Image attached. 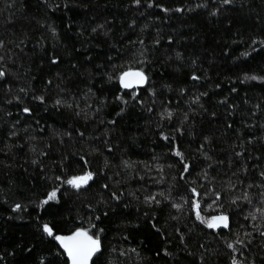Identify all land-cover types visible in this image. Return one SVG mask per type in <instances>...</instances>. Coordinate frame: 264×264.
<instances>
[{
    "label": "trees",
    "instance_id": "trees-1",
    "mask_svg": "<svg viewBox=\"0 0 264 264\" xmlns=\"http://www.w3.org/2000/svg\"><path fill=\"white\" fill-rule=\"evenodd\" d=\"M261 41L264 0H0V264H67L45 222L102 229L91 264H264Z\"/></svg>",
    "mask_w": 264,
    "mask_h": 264
},
{
    "label": "snow or ice",
    "instance_id": "snow-or-ice-1",
    "mask_svg": "<svg viewBox=\"0 0 264 264\" xmlns=\"http://www.w3.org/2000/svg\"><path fill=\"white\" fill-rule=\"evenodd\" d=\"M133 3H139V0H132ZM229 0H221V3H228ZM149 5L152 4V0H148ZM161 7H163L161 5ZM179 10V9H178ZM167 11V9H165ZM216 12V9H213V13ZM55 31V29H53ZM171 39V37H169ZM261 43H264V41H261ZM244 55H247V53H243ZM59 58L55 55L52 56L53 62H56ZM4 75L3 70H0V76ZM195 76V73L193 74ZM119 80V83L122 87L128 88L131 87L133 84L140 85L144 84L147 77L144 71H142L140 68H127L124 71H121L119 73L118 77H113V79ZM264 79V78H259ZM135 95V93H134ZM122 98V97H121ZM18 99V98H17ZM36 99L43 101L44 97L39 96L36 97ZM56 103H60L58 100ZM25 113L30 112L31 109L25 107L23 109ZM170 115V110L169 113ZM164 133H161V136H164ZM167 138V137H165ZM207 139V138H206ZM174 152L178 156L181 155L178 149H173ZM85 164L87 161L84 162ZM189 165L187 163L184 164L185 171L188 170ZM183 176V173H181ZM262 176H264V172L261 173ZM94 173L90 170H83L79 174L69 176L67 180L65 181L66 184L71 185L75 188H80L82 185L88 184V182L93 178ZM55 179L59 180L61 177H56ZM107 187V186H105ZM56 188L53 187L48 193L47 196L44 197V199L41 201V203H44L47 200L50 199H56ZM193 193L196 192V189H191ZM113 197H116V194H112ZM217 197L220 196V193L215 194ZM152 197H146V201L152 200ZM158 203V201H157ZM200 202L199 200L195 199L193 197L192 207L193 209H196V218L200 220L203 223L208 224L209 227L215 228L218 225H223L225 227L228 226V217L223 213H219L217 215H214L210 218H206L201 216L199 211ZM13 208H19V204H13ZM176 208H180V204L174 205ZM91 227V225H90ZM43 231L50 237H54L55 241L58 242L61 249H63L64 255L67 257V264H90V260H92L94 254L98 253L102 248V241L100 237V232L103 231L102 229L100 231H96L95 235L91 234L87 228L77 227L74 231H71L67 234H60L55 232L54 227L50 226L47 222H45L42 225ZM229 248H232L233 245L229 243ZM43 259V258H42ZM94 264V261L92 262ZM232 264H240L238 260L235 258H232Z\"/></svg>",
    "mask_w": 264,
    "mask_h": 264
},
{
    "label": "rangeland",
    "instance_id": "rangeland-1",
    "mask_svg": "<svg viewBox=\"0 0 264 264\" xmlns=\"http://www.w3.org/2000/svg\"><path fill=\"white\" fill-rule=\"evenodd\" d=\"M207 226H208V224H206ZM217 227H225V226H223V225H218ZM217 227H215V228H217ZM212 228V227H211Z\"/></svg>",
    "mask_w": 264,
    "mask_h": 264
},
{
    "label": "water",
    "instance_id": "water-1",
    "mask_svg": "<svg viewBox=\"0 0 264 264\" xmlns=\"http://www.w3.org/2000/svg\"><path fill=\"white\" fill-rule=\"evenodd\" d=\"M133 85H136V84H133ZM63 251V249H61ZM90 264H91V260H90Z\"/></svg>",
    "mask_w": 264,
    "mask_h": 264
}]
</instances>
